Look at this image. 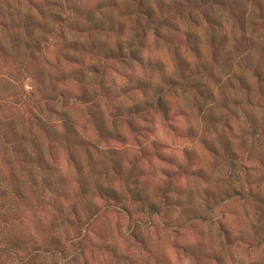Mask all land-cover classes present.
<instances>
[{"label":"clouds","instance_id":"obj_1","mask_svg":"<svg viewBox=\"0 0 264 264\" xmlns=\"http://www.w3.org/2000/svg\"><path fill=\"white\" fill-rule=\"evenodd\" d=\"M0 0V264H264V0Z\"/></svg>","mask_w":264,"mask_h":264},{"label":"rangeland","instance_id":"obj_2","mask_svg":"<svg viewBox=\"0 0 264 264\" xmlns=\"http://www.w3.org/2000/svg\"><path fill=\"white\" fill-rule=\"evenodd\" d=\"M187 2H188V5H189L190 7L198 6V5L196 4V0H187Z\"/></svg>","mask_w":264,"mask_h":264}]
</instances>
